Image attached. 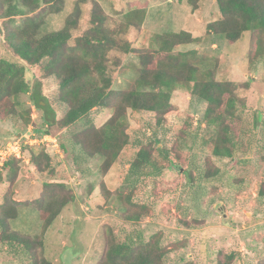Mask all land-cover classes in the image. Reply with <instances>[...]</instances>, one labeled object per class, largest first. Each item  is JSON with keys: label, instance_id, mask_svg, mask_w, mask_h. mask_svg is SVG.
Returning a JSON list of instances; mask_svg holds the SVG:
<instances>
[{"label": "rangeland", "instance_id": "1", "mask_svg": "<svg viewBox=\"0 0 264 264\" xmlns=\"http://www.w3.org/2000/svg\"><path fill=\"white\" fill-rule=\"evenodd\" d=\"M64 0L62 11L49 14L42 26L43 33L66 26V19L75 15L73 36L90 26L92 0ZM109 15V24L123 19L131 6H147V15L140 29L130 28L127 39L136 48L153 46L155 33L186 30L200 37L198 43L182 45L180 50L197 49L205 57L203 68L213 67L216 79L234 81L238 96L243 100L241 125L236 126L235 138L240 141L243 155L220 158L211 153V147L200 150L193 147L187 132L186 120L193 116L191 130L202 118L207 103L192 95L189 90L173 91L172 110L162 125L156 124L153 113L128 109L126 131L132 141L146 142L154 135L156 147L168 146L181 151V162L175 168L179 173L163 182L166 187H180L175 205L172 206V223H161L145 217L140 223L124 221L119 193L131 187L129 168L138 147L130 143L118 159L103 171L100 158L76 161L61 146L60 134H46L44 115L50 109L35 105V96L42 103L47 100L56 118H61L67 107L58 100L59 83L54 77H41L39 67H28L32 90L21 94L25 107L31 109L32 121L20 128V121L0 118V143L22 135H49L35 144L21 139V157L13 181L0 165V204L11 196L18 201V215L10 220V228L31 237L44 239V254L53 264H97L104 251L103 234L112 230L119 237L142 230L147 239L159 236L167 254L163 264H217L220 253L234 254L230 264H255L264 258V55L254 58L258 31L244 33L241 40L230 43L224 36L207 31V25L219 19L221 12L216 0H201L193 8L187 0H95ZM0 19V53L3 35ZM110 58L121 60L114 73L115 87L128 89L134 78L139 58L135 53H109ZM52 113V112H51ZM109 108H95L89 119L96 127L111 116ZM87 119L78 122L72 131L78 133L86 126ZM239 133L238 137V130ZM154 132L156 133H153ZM137 142V141H136ZM48 152L52 158L50 169L39 172L31 160L32 152ZM9 160V159H8ZM5 164V163H4ZM63 183L75 200L65 206L52 225L43 234L42 221L34 202L43 192L47 182ZM184 223H179V221ZM188 224V225H187ZM0 264H30L27 257H17L0 241Z\"/></svg>", "mask_w": 264, "mask_h": 264}, {"label": "trees", "instance_id": "2", "mask_svg": "<svg viewBox=\"0 0 264 264\" xmlns=\"http://www.w3.org/2000/svg\"><path fill=\"white\" fill-rule=\"evenodd\" d=\"M82 1L85 0L78 2ZM187 1L196 9L201 0ZM216 3L221 17L210 22L207 31L235 43L245 32L257 30L258 38L251 55L254 58L264 55V0H216ZM63 5L64 0H0L4 50L0 53V118L20 121V128L31 123V109L25 107L21 94L32 90L28 67H39L42 78L58 80L57 97L67 107L63 116L56 118L47 100L42 103L32 96L37 107L52 112L44 115L46 134L61 133L64 152L73 154L76 161L102 159L103 171L113 165L126 145L135 142L138 151L129 168L132 187L127 193L117 195L123 211L121 215L124 221L134 224L145 217L172 223V206L180 187H166L163 182L169 177L175 179L180 172L175 167L181 162V151L166 145L156 147L154 135L146 142L132 141L126 131L128 109L153 113L156 124L162 125L173 108V91L189 90L207 103L194 130L190 127L196 118L188 116L186 120L193 147L200 150L211 147V153L217 157L234 158L244 153L234 133L236 126L241 125V109H245L236 90L237 84L217 80L213 67L203 68L201 64L206 58L197 49H179L182 45L201 41L189 31L155 33L153 46L138 50L126 34L132 27H142L147 6H131L124 12V20L112 25L104 8L92 0L90 26L82 34H72L75 15L66 19L65 27L43 33L47 16L62 11ZM110 52L135 53L139 58L135 78L128 89L115 87L114 73L121 60L110 58ZM95 108L112 110L111 116L99 127L88 118ZM83 119H87L86 126L78 133L72 131ZM19 160L12 157L4 164L10 181L18 173ZM31 160L39 172L51 167L52 158L45 150L37 154L32 152ZM75 198L63 183L50 181L45 184L41 196L34 202L43 234ZM17 215L18 201L6 197L0 204V241L7 245L8 252L29 258L30 264H53L44 254L42 237L27 236L10 228V220ZM103 238L104 251L97 264H163L167 254L159 236L147 239L137 228L122 238L106 230ZM233 259L232 252H221L217 264H230ZM255 264H264V258Z\"/></svg>", "mask_w": 264, "mask_h": 264}, {"label": "built area", "instance_id": "3", "mask_svg": "<svg viewBox=\"0 0 264 264\" xmlns=\"http://www.w3.org/2000/svg\"><path fill=\"white\" fill-rule=\"evenodd\" d=\"M23 138L26 139L25 143L33 145L35 143H40L42 141H45V139L52 137L49 135L37 136L35 133H33L31 136L26 134L22 135L19 138H13L12 140H9L7 142L0 143V165H4V163L12 157H21V139Z\"/></svg>", "mask_w": 264, "mask_h": 264}]
</instances>
